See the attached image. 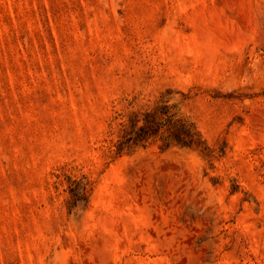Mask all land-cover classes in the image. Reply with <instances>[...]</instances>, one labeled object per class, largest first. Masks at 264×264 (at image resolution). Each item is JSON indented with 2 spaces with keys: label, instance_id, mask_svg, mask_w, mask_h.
Instances as JSON below:
<instances>
[{
  "label": "rangeland",
  "instance_id": "1",
  "mask_svg": "<svg viewBox=\"0 0 264 264\" xmlns=\"http://www.w3.org/2000/svg\"><path fill=\"white\" fill-rule=\"evenodd\" d=\"M0 264H264V0H0Z\"/></svg>",
  "mask_w": 264,
  "mask_h": 264
},
{
  "label": "trees",
  "instance_id": "2",
  "mask_svg": "<svg viewBox=\"0 0 264 264\" xmlns=\"http://www.w3.org/2000/svg\"><path fill=\"white\" fill-rule=\"evenodd\" d=\"M174 124L177 125L178 128H181L182 130H184L186 133H189L190 135H192V132H191V129H192V125L186 121H184L183 119H177L175 121H173ZM174 136H167L165 139H164V147H166L169 143H171L172 139ZM177 142V144H180V145H191L189 144L188 142H186L185 140H181V138H175ZM120 149V148H119Z\"/></svg>",
  "mask_w": 264,
  "mask_h": 264
}]
</instances>
